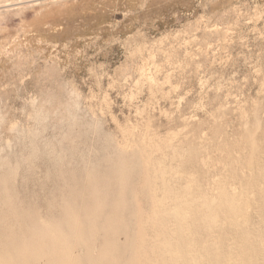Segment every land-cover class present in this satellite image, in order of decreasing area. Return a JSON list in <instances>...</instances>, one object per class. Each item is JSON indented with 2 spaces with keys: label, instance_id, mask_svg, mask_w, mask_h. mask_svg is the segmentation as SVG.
Listing matches in <instances>:
<instances>
[{
  "label": "rangeland",
  "instance_id": "rangeland-1",
  "mask_svg": "<svg viewBox=\"0 0 264 264\" xmlns=\"http://www.w3.org/2000/svg\"><path fill=\"white\" fill-rule=\"evenodd\" d=\"M3 1L0 173L13 169L22 203L43 214L56 180L84 179L107 153L148 171L151 194L136 188L146 234L171 227L167 182L180 196L243 194L264 232V0Z\"/></svg>",
  "mask_w": 264,
  "mask_h": 264
},
{
  "label": "bare ground",
  "instance_id": "bare-ground-1",
  "mask_svg": "<svg viewBox=\"0 0 264 264\" xmlns=\"http://www.w3.org/2000/svg\"><path fill=\"white\" fill-rule=\"evenodd\" d=\"M106 149L111 151L108 146ZM106 154L100 160L98 158L100 162L104 160L106 166L102 165L105 167L100 166L102 162H97L102 170L106 168L103 176L100 174L98 177L97 165L96 168L94 164H88L87 168L81 169L83 172L86 170L84 179L80 174L78 177L70 176V179L65 175L67 180L59 177L63 178V183L61 180H56L61 183L54 181L57 184L49 189L50 193L43 202V214L32 201L25 204L18 199L9 185L14 171L11 168L3 169L0 173V264H264V232L259 230V233H255L256 230L253 232L249 227L247 220L250 219L246 220L248 214L243 210L245 204L239 202L243 194L237 198L223 185L219 187L220 191L217 189L220 195L216 202L215 199H209L208 195L204 199L198 197V187L194 192L191 191L194 189L184 188L180 190V196L164 181L162 192L175 200V205L174 208L170 207L173 208L172 212L167 210L165 215L162 210L164 215L161 219L157 217L171 222L170 228L165 225L167 236L161 239L159 234H146L147 230L141 224L142 209L136 188L139 182L141 193L151 194L153 184L147 175L148 171L142 169L137 157L133 159L134 162L125 163L116 155L117 158H112L113 154L110 157ZM60 160L57 161L60 163ZM61 167L65 172L68 169L63 165ZM139 197L143 203L144 198ZM262 199L264 206V196ZM244 201L249 202L247 199ZM218 212L223 213L228 222L225 227L223 221H219L223 219H218ZM148 219L144 220L148 222ZM227 228L229 232L224 230ZM222 230L233 241L231 238L223 241L219 233Z\"/></svg>",
  "mask_w": 264,
  "mask_h": 264
}]
</instances>
